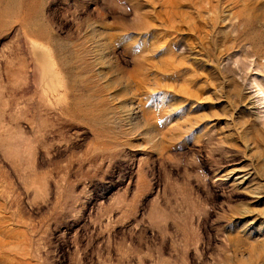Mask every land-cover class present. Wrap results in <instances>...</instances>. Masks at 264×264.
<instances>
[{
  "label": "rangeland",
  "instance_id": "obj_1",
  "mask_svg": "<svg viewBox=\"0 0 264 264\" xmlns=\"http://www.w3.org/2000/svg\"><path fill=\"white\" fill-rule=\"evenodd\" d=\"M0 264H264V0H0Z\"/></svg>",
  "mask_w": 264,
  "mask_h": 264
}]
</instances>
